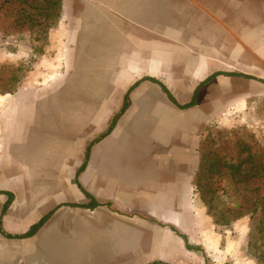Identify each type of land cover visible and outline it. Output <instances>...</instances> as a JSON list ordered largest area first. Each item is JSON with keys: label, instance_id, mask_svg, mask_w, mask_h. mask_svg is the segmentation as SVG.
Masks as SVG:
<instances>
[{"label": "crops", "instance_id": "0c3cea01", "mask_svg": "<svg viewBox=\"0 0 264 264\" xmlns=\"http://www.w3.org/2000/svg\"><path fill=\"white\" fill-rule=\"evenodd\" d=\"M60 2L55 40L61 60L57 68L56 61L49 63L45 73L51 71L48 80L54 86L10 94L13 106L0 108V264H40L35 261L39 252L47 258L55 242L70 240L111 242L114 255L144 251L141 262L203 264L199 251L186 245L211 250L205 242L211 219L197 201V173L215 116L229 111L231 94H245L234 88L243 83L244 64L230 52L240 53L247 44L264 50L261 0ZM125 96L127 107L112 130L99 137ZM193 96L194 105L181 107ZM45 99L61 100L63 106L43 125L38 106ZM82 99H88L87 106ZM23 116L30 120L29 130L13 142ZM11 143L19 145L12 150ZM20 149L27 157L23 163L30 164L13 171L11 156ZM75 179L98 203L78 208L81 213L71 210L81 225L78 231L89 221L101 229L95 237L73 241L57 221L69 217L66 204L90 201ZM6 192L12 199L2 212ZM49 213L32 236L5 235L22 234ZM110 222L131 233L102 230Z\"/></svg>", "mask_w": 264, "mask_h": 264}, {"label": "rangeland", "instance_id": "374dc122", "mask_svg": "<svg viewBox=\"0 0 264 264\" xmlns=\"http://www.w3.org/2000/svg\"><path fill=\"white\" fill-rule=\"evenodd\" d=\"M260 11L264 15V0H261ZM60 25V0H0V108L13 106L10 94H30V88L34 87L46 92L54 86L48 76L52 75L49 70L57 68L61 60V50L55 40L59 39L56 31ZM237 54L246 73L241 76L243 83H235L234 88H243L245 94H231L229 111L215 116L205 141L204 160L197 173V201L211 219L205 240L211 250L204 251L200 245H186L199 251L203 264H264V50L253 51L247 44L240 53L230 52V57ZM53 61L57 64L48 69L50 73L46 75L48 64ZM87 101L82 99L85 106ZM41 102L38 123L46 125L55 119L54 112L63 103L53 99ZM36 105H33L34 118ZM72 105L78 104L72 102ZM25 118L28 116L18 122L13 142L20 140L23 132H28L30 120ZM87 128L91 131V123H86ZM15 143H11V147ZM25 145L28 148L29 142ZM22 152L20 149V154L12 153L13 171L18 170L19 165L30 164L23 163L27 157L21 156ZM3 181L0 178V187ZM30 181L27 179L28 183ZM72 204L79 203L66 204L70 214L64 221H57L64 224L59 228L73 241L79 236L95 237L101 228L94 222L91 224L92 221L84 226L87 230L81 227L78 231L81 225L76 223L77 217H73L75 212L71 210L80 207ZM77 212L81 213L80 209ZM83 216L84 219L86 214ZM126 229L130 234L129 227L115 222L102 227L110 233L119 230V234L126 233ZM116 240L118 242L119 238ZM109 243L55 242L47 258L39 252L35 261L40 264H104L111 258L114 264H125L128 260L129 264H164L155 260L141 262L144 251L110 254Z\"/></svg>", "mask_w": 264, "mask_h": 264}, {"label": "trees", "instance_id": "16d2710c", "mask_svg": "<svg viewBox=\"0 0 264 264\" xmlns=\"http://www.w3.org/2000/svg\"><path fill=\"white\" fill-rule=\"evenodd\" d=\"M164 88V86H162ZM165 91H167L165 88H164ZM170 99L172 101L173 98L171 96H169ZM126 96H125V100H124V103H123V106L121 107V109L119 110V112L117 114H115L113 116V118L111 119L107 129L99 136V137H104L105 135H107L113 128V126L115 125V122L118 118V116L120 115V113H122L124 111V109L127 107V100H126ZM195 104V96H193L192 100L184 105H182L181 107H188V106H191V105H194ZM89 149H90V145L87 146L86 148V152H85V161L83 162V164L81 165L80 169L82 170L86 163H87V159H88V156H89ZM79 169V170H80ZM75 183L77 184V186L79 187V189L88 197H90V201L87 203V204H72V206H79V207H84V208H92V207H95L98 203L95 201V199L90 196V194H88V192H86L81 186L80 184L76 181L75 179ZM5 194H7V200L6 202L4 203L3 205V209H2V212H4L8 206V204L10 203L11 199H12V194L10 192H6ZM51 213V212H50ZM49 214L43 216L42 218L39 219V221H37L35 224H32L30 226V228L22 233V234H15V235H11V234H5L7 237L9 238H25V237H29V236H32L33 234H35V232L41 227V225L46 221V219L49 217ZM0 231H1V227H0ZM2 232V231H1Z\"/></svg>", "mask_w": 264, "mask_h": 264}]
</instances>
